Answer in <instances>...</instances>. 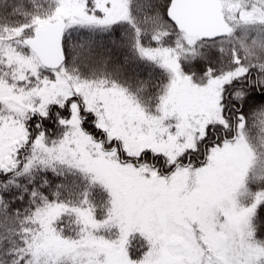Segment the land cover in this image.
Masks as SVG:
<instances>
[{
  "label": "snow or ice",
  "instance_id": "obj_1",
  "mask_svg": "<svg viewBox=\"0 0 264 264\" xmlns=\"http://www.w3.org/2000/svg\"><path fill=\"white\" fill-rule=\"evenodd\" d=\"M0 264H264V0H0Z\"/></svg>",
  "mask_w": 264,
  "mask_h": 264
}]
</instances>
